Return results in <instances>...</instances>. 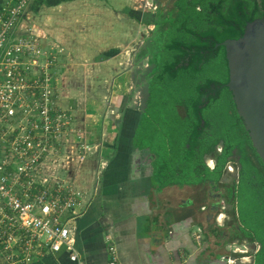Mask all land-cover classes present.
I'll return each mask as SVG.
<instances>
[{
    "label": "crops",
    "instance_id": "crops-1",
    "mask_svg": "<svg viewBox=\"0 0 264 264\" xmlns=\"http://www.w3.org/2000/svg\"><path fill=\"white\" fill-rule=\"evenodd\" d=\"M155 2L31 0L16 30L32 29L56 56V103L93 146L70 172L81 192L65 214L70 245L42 250L31 264H107V236L120 264H254L260 245L239 237L235 204L200 198L194 183L161 186L153 153L134 143L141 71L133 60L143 56L137 43L154 28Z\"/></svg>",
    "mask_w": 264,
    "mask_h": 264
},
{
    "label": "trees",
    "instance_id": "trees-1",
    "mask_svg": "<svg viewBox=\"0 0 264 264\" xmlns=\"http://www.w3.org/2000/svg\"><path fill=\"white\" fill-rule=\"evenodd\" d=\"M168 1L152 14L149 45L140 50L151 69L134 143L153 153L161 186L217 182L235 149L236 177L225 198L235 204L239 237L260 245L254 264H264V163L225 85L227 60L219 44L240 37L246 22L264 18V0ZM208 128L215 132L212 145L199 153L198 138L205 129L209 135ZM219 139L222 152L209 168L202 155Z\"/></svg>",
    "mask_w": 264,
    "mask_h": 264
},
{
    "label": "built area",
    "instance_id": "built-area-1",
    "mask_svg": "<svg viewBox=\"0 0 264 264\" xmlns=\"http://www.w3.org/2000/svg\"><path fill=\"white\" fill-rule=\"evenodd\" d=\"M30 1L5 0L0 8V251L6 264H31L42 250L70 245L65 214L81 196L70 172L93 151L71 113L56 103V56L32 29L16 33ZM106 244L107 264H120L110 236Z\"/></svg>",
    "mask_w": 264,
    "mask_h": 264
},
{
    "label": "water",
    "instance_id": "water-1",
    "mask_svg": "<svg viewBox=\"0 0 264 264\" xmlns=\"http://www.w3.org/2000/svg\"><path fill=\"white\" fill-rule=\"evenodd\" d=\"M225 48L232 95L251 145L264 163V18L245 24L238 38L220 42Z\"/></svg>",
    "mask_w": 264,
    "mask_h": 264
},
{
    "label": "flooded vegetation",
    "instance_id": "flooded-vegetation-1",
    "mask_svg": "<svg viewBox=\"0 0 264 264\" xmlns=\"http://www.w3.org/2000/svg\"><path fill=\"white\" fill-rule=\"evenodd\" d=\"M204 123V122H202ZM209 129V135H206V129L204 131V134L200 135L197 141V146L196 149L201 152L202 149H205L206 147H210L212 145V139H213V134L215 132H212L210 128ZM224 145L223 139H219L218 143L213 146V148L209 151H205L203 156V162L205 163L206 166L209 168H214L216 165V156L222 152ZM148 150V149H147ZM149 151V150H148ZM235 149H232V154L228 156V161L225 164L224 167V175L222 178L217 181H211V182H197L195 185L199 188V196L201 198L202 195H204L203 198H206L208 200H213L215 202L221 201V199L226 200V192H228L229 187L231 186L230 181L229 182H224L222 181L223 178H226L228 175H232V171L237 169L236 163H235ZM225 176V177H224ZM198 195V194H197ZM223 202V201H221ZM220 202V204H221ZM218 209V208H217ZM216 209V210H217ZM219 210V209H218ZM217 210V211H218Z\"/></svg>",
    "mask_w": 264,
    "mask_h": 264
},
{
    "label": "rangeland",
    "instance_id": "rangeland-1",
    "mask_svg": "<svg viewBox=\"0 0 264 264\" xmlns=\"http://www.w3.org/2000/svg\"><path fill=\"white\" fill-rule=\"evenodd\" d=\"M151 2V0H149ZM146 2V0H145ZM155 3H157L158 5V8L155 10V11H158L159 9H166L170 4H169V1L168 0H157ZM149 34V32H148ZM146 34V36L148 35ZM145 39H142V41L139 40V42L137 43L138 46H137V49H138V54L141 50V48L145 45H149V42H147L148 40V37ZM135 66H138V71L140 72L141 71V75H140V78L137 79V92H135V96H133V98L135 97L136 98V104H135V108L136 109H141V107L143 106L144 104V101L146 99V96H147V80H148V72L150 71V66H151V63L149 62V59L148 57L146 56H139V57H136L134 58L133 60ZM142 83V84H141ZM57 98V97H56ZM62 109V108H61ZM63 110H66V109H63ZM112 112V109L110 110ZM112 114V113H111ZM236 175V169L234 171H232V175H228L226 176V178H223L222 181L224 182H229L230 181V184H233L234 182V177ZM225 177V176H224ZM204 197V195L201 196V198Z\"/></svg>",
    "mask_w": 264,
    "mask_h": 264
}]
</instances>
